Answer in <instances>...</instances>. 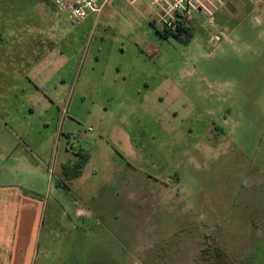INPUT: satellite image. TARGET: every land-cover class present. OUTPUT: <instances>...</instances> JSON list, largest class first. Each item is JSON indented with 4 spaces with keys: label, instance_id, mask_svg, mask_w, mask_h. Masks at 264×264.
I'll use <instances>...</instances> for the list:
<instances>
[{
    "label": "rangeland",
    "instance_id": "rangeland-1",
    "mask_svg": "<svg viewBox=\"0 0 264 264\" xmlns=\"http://www.w3.org/2000/svg\"><path fill=\"white\" fill-rule=\"evenodd\" d=\"M158 14L112 0L74 27L0 0V138L54 170L29 264H197L212 243L264 264V0L207 7L190 38Z\"/></svg>",
    "mask_w": 264,
    "mask_h": 264
},
{
    "label": "crops",
    "instance_id": "crops-1",
    "mask_svg": "<svg viewBox=\"0 0 264 264\" xmlns=\"http://www.w3.org/2000/svg\"><path fill=\"white\" fill-rule=\"evenodd\" d=\"M3 120L2 134L7 128ZM23 146L25 150L13 154L12 140L0 138V264H13L14 258V264H29L39 250L44 200L37 186L42 185L46 169L54 170L46 157L26 143Z\"/></svg>",
    "mask_w": 264,
    "mask_h": 264
},
{
    "label": "built area",
    "instance_id": "built-area-1",
    "mask_svg": "<svg viewBox=\"0 0 264 264\" xmlns=\"http://www.w3.org/2000/svg\"><path fill=\"white\" fill-rule=\"evenodd\" d=\"M76 27L89 18H98L112 0H46ZM158 10L163 28L171 33L186 34L193 29L194 16L202 10L218 9L223 0H150ZM212 22V20H211ZM217 39V35H214Z\"/></svg>",
    "mask_w": 264,
    "mask_h": 264
},
{
    "label": "trees",
    "instance_id": "trees-1",
    "mask_svg": "<svg viewBox=\"0 0 264 264\" xmlns=\"http://www.w3.org/2000/svg\"><path fill=\"white\" fill-rule=\"evenodd\" d=\"M163 36H172L174 38H180V33H171L165 29L162 31ZM187 38L191 37V31L187 32ZM83 155V154H82ZM82 160L74 161L72 165L70 162H66L62 165V175L69 181L74 180L80 175V169L86 161V157L82 156ZM197 264H237L231 256L225 251L223 247L218 244L212 243L203 246L197 256Z\"/></svg>",
    "mask_w": 264,
    "mask_h": 264
}]
</instances>
